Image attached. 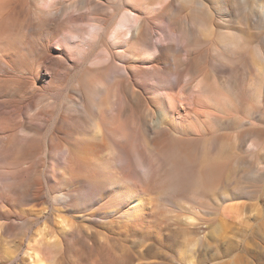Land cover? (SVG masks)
Masks as SVG:
<instances>
[{
	"label": "bare ground",
	"instance_id": "1",
	"mask_svg": "<svg viewBox=\"0 0 264 264\" xmlns=\"http://www.w3.org/2000/svg\"><path fill=\"white\" fill-rule=\"evenodd\" d=\"M119 16L128 25L122 35L119 28L110 31ZM53 43L84 52L76 59ZM149 52L151 62L143 63ZM32 84L64 98L34 105L27 97ZM69 93L78 97L74 106ZM83 124L88 140L73 136ZM261 125L264 0H0V244L9 233L27 238L24 254L33 264H57L69 251L77 264L130 259L123 239L114 236L97 249L83 237L63 240L71 235L63 215L74 198L68 188L58 189L74 182L100 203L107 194L120 209L129 202L108 212L111 223L131 232L148 226L143 232L156 245L165 238L161 224L172 221L168 229L175 235L193 225L198 208L257 222L264 213ZM44 139L46 188L33 167H23ZM17 194L50 204L60 228L46 232L42 221L43 230L29 236V226L49 206L11 221L1 208ZM144 195H154L156 203L147 207ZM179 200L191 215L151 211L159 201Z\"/></svg>",
	"mask_w": 264,
	"mask_h": 264
},
{
	"label": "rangeland",
	"instance_id": "2",
	"mask_svg": "<svg viewBox=\"0 0 264 264\" xmlns=\"http://www.w3.org/2000/svg\"><path fill=\"white\" fill-rule=\"evenodd\" d=\"M104 12L109 13L110 9H106ZM227 21H229V19L221 14L220 22L226 24ZM78 23L85 24L84 21H78ZM115 25L110 31L119 28L121 29L122 35V33H125L128 29V25L125 21L122 22L120 16ZM62 37L63 36H60V38ZM111 43L113 42L111 41ZM52 48L57 52H61L63 55H70L76 59L84 52L82 48H79L75 44L60 47L57 43H53ZM145 58L146 61L150 60L152 58L151 52L147 53ZM39 76L42 79L41 74H39ZM145 81H148L149 84L153 86L156 85L154 79L145 78ZM42 88L43 87L38 84H32L30 86L29 90L31 94H28L27 97L30 98V101L34 102V105L45 106L50 101H54L55 99L60 101L64 98V93L48 94L44 93ZM68 96L70 97L68 105L74 106L78 101L77 95L69 93ZM16 102H13L14 104L12 103V105H15ZM24 103L27 104V102ZM2 109L4 110L5 108ZM23 113H25V110L22 111V114ZM10 124L13 125V120H11ZM261 126L264 127V125ZM88 130V125L83 124L81 128L78 129L77 127L74 130L73 136L88 140L89 135L86 132ZM42 141L43 147L39 154L29 160H25L23 162V167L25 170L33 167L37 174L39 173L38 178L46 188L50 185L46 177V167L50 162V158L48 157L50 156V151L48 149L49 142L45 141V139ZM31 177V174H28V185L31 183ZM69 187L63 185L58 189L61 191L68 188L67 190L70 191V194L73 195L74 198L72 204L65 210L68 212L63 215L68 224L72 225L70 227L71 230H69L71 235L63 236V240H76L77 238L83 237L90 245L96 244L95 249H97L98 246L104 242V238L106 237L114 236L123 239L125 248L122 252L128 251L127 257L130 259H128L127 263L123 262L121 264H264V213H261L259 216L260 220L258 219L256 222L254 220H249L248 217L245 220L235 219L234 216L230 217L232 215L229 211L227 212L223 209H221V213L224 216L217 217L215 215L218 212L217 210L209 211L211 215H206L203 209L198 208L197 211L200 213L194 218L192 222L193 225L179 229L175 235H171L168 229L169 224L173 223L172 221L161 224V229L163 230L162 234L165 238L159 245H156L154 241L155 238L147 236L143 232V230L149 229L148 226L138 227L136 228V230H138L137 232H131L125 228H118L115 224L111 223L112 217L108 212L111 210H125L129 206V202H125L126 204L124 203V205H122L123 208L120 209L117 203H112V194H107L105 197L103 196L104 200L100 203L98 196L87 186L74 182ZM20 196H22V198ZM142 199L147 207L156 203V197L154 195H144ZM257 199L258 198H256V200ZM33 202L34 201L29 197L25 198L24 195L17 194L13 197L11 203L1 208V211L4 215L6 214L5 216L8 214L11 215L12 219H10L14 221L20 213L29 217L30 214H38L40 208L49 206L45 213L39 215V220L36 225L33 224L29 226L28 235L30 236V234L34 233L33 230L35 229L37 230L40 228L43 230V224L45 223L46 232L51 233V229H57L60 226V219H56L55 214L50 211L51 205L43 202H36L37 204ZM157 205H159L157 209H151L152 212L160 211L162 213H167L170 217H176L182 214L189 216L192 211L188 203L183 200L173 203L159 201ZM146 210H142V212H148V209ZM42 221H44L43 224ZM225 221L226 225L222 224V222ZM2 222H5V220L2 219ZM172 227L177 228L176 225ZM13 234L14 233L5 234L7 236L4 237V235L1 238V240L4 238V240H2L0 244V264H33V261L24 254L28 239L16 233ZM151 246H153V248H151L152 250H150ZM18 247L19 251L16 252V248ZM14 255L15 258L12 259ZM88 255V261L90 262L95 257L96 252H91ZM23 258L27 259V261H22ZM66 261L77 264L78 259L69 251L62 253L57 264H64Z\"/></svg>",
	"mask_w": 264,
	"mask_h": 264
},
{
	"label": "snow or ice",
	"instance_id": "3",
	"mask_svg": "<svg viewBox=\"0 0 264 264\" xmlns=\"http://www.w3.org/2000/svg\"><path fill=\"white\" fill-rule=\"evenodd\" d=\"M123 45H121V47H122ZM151 61H143V63H150Z\"/></svg>",
	"mask_w": 264,
	"mask_h": 264
}]
</instances>
